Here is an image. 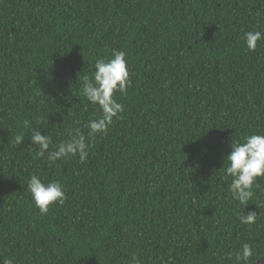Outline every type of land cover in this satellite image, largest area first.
<instances>
[{
    "label": "trees",
    "instance_id": "1",
    "mask_svg": "<svg viewBox=\"0 0 264 264\" xmlns=\"http://www.w3.org/2000/svg\"><path fill=\"white\" fill-rule=\"evenodd\" d=\"M264 0H0V258L14 264H235L264 256V178L245 208L228 191L231 142L264 133ZM126 53L121 119L89 136L100 111L81 94L94 62ZM36 118H39L38 120ZM32 129L51 137L38 155ZM86 137L88 157L48 160ZM17 137H22L17 143ZM37 174L66 195L41 215ZM229 253H232L229 259ZM253 261V262H254Z\"/></svg>",
    "mask_w": 264,
    "mask_h": 264
},
{
    "label": "clouds",
    "instance_id": "2",
    "mask_svg": "<svg viewBox=\"0 0 264 264\" xmlns=\"http://www.w3.org/2000/svg\"><path fill=\"white\" fill-rule=\"evenodd\" d=\"M243 39L247 50L255 51L258 42L264 40V31H247ZM129 85L130 73L124 51L113 49L110 58L95 60L94 75L91 78L87 75L83 77L81 91L83 97L100 111L99 118L88 122L89 136L106 133L114 118H122L124 106L117 102L115 93L126 95ZM22 123L25 129L31 130V141L39 146L38 155L43 156L49 149L51 137L42 134L38 129H32L31 120L25 119ZM21 140L22 137H17V143ZM88 147L86 137L76 129L75 135L59 143L56 150L48 154V160L51 162L78 154L80 161L84 162L88 157ZM230 148L231 151L224 158V162H227L224 168L225 179L230 178L228 191L243 207V212L236 213L239 222L253 225L261 213L258 215L255 211H248L245 215V208L253 199V189L257 186L258 178H264V133L246 135L242 141L231 142ZM28 192L41 215H46L53 205H62L66 199L60 181L45 183L37 174L30 176ZM228 255L231 259L233 254ZM234 255L235 264H253L256 253L251 244L245 243ZM4 264H14V260L10 258ZM132 264H142L135 253L132 255Z\"/></svg>",
    "mask_w": 264,
    "mask_h": 264
},
{
    "label": "water",
    "instance_id": "3",
    "mask_svg": "<svg viewBox=\"0 0 264 264\" xmlns=\"http://www.w3.org/2000/svg\"><path fill=\"white\" fill-rule=\"evenodd\" d=\"M0 264H3L1 258H0ZM253 264H264V256L254 261Z\"/></svg>",
    "mask_w": 264,
    "mask_h": 264
}]
</instances>
